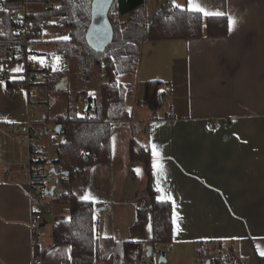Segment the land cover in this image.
I'll return each mask as SVG.
<instances>
[{"label":"crops","instance_id":"crops-1","mask_svg":"<svg viewBox=\"0 0 264 264\" xmlns=\"http://www.w3.org/2000/svg\"><path fill=\"white\" fill-rule=\"evenodd\" d=\"M149 1L142 8L146 27L151 20ZM165 2L173 4V0H156L152 15ZM200 2L233 16L234 30L229 32L227 26L222 36L145 41L136 71L118 75L129 91L125 107L133 118L113 126L111 163L94 165L76 179L73 191L79 198L85 193L95 198L90 202L95 205L101 243L106 239L147 242L149 224L139 233L131 232L148 182L143 165L129 159L134 139L138 147L149 149L152 187L158 197L171 196L172 217L173 210L177 215L179 231H174L172 222L173 247L156 245V258L163 251L164 264H181L180 259L187 260L183 264L202 260L209 264L221 249L235 256V264H264L257 251L258 247L264 251V0ZM176 3L187 6V0ZM17 67L22 71L14 72ZM23 73L22 64H0V264H32L36 257L42 264H72L70 247L53 245L51 236L55 224L68 218L67 205L62 202L59 211L45 207L51 215H43L44 207L32 203L28 192L22 166L29 149L21 141L23 127L15 126L26 121L29 98L24 90L7 87ZM154 80L170 92L152 120L141 96L144 83ZM142 122L147 123L144 133ZM210 122L219 127L210 130ZM153 144L162 175L153 168ZM49 197L51 202L53 196ZM34 212L43 221L36 234ZM198 243L203 245L195 254ZM93 264L124 262L105 250Z\"/></svg>","mask_w":264,"mask_h":264},{"label":"trees","instance_id":"trees-1","mask_svg":"<svg viewBox=\"0 0 264 264\" xmlns=\"http://www.w3.org/2000/svg\"><path fill=\"white\" fill-rule=\"evenodd\" d=\"M24 1L30 4L22 15L19 11ZM145 2L113 0L107 13L113 38L102 52H96L85 39L91 20L92 0H0V64H22L25 77L37 71L42 74L39 81H27L24 84L27 91L33 89L36 92V97L29 98V103L44 105L46 110L40 121L51 125L53 131L55 125H60V135L65 137L57 147L54 160L48 162L38 153V163L42 168L49 166V170L57 177L53 186L63 189L58 196H54V191L52 201L67 205L68 218L55 224L51 236L53 245L70 247L72 264H93L105 250L120 255L124 264H142L145 259L150 263L156 245L165 246L172 242L171 204L158 199L152 187L150 151L146 147H138L134 139L130 141L129 159L131 163L143 165L148 182L146 196L142 199L145 200L146 209L142 211L138 207L131 232L139 233L149 224L151 228L147 242L114 243L106 239L101 243L96 231L95 205L90 201H82L73 191L76 179L85 175L94 165L111 163L113 126L133 118L125 107L127 87L117 81V76L136 71L141 45L145 41L216 37L226 33L225 17L204 18L199 13L174 8L168 2L161 5L146 27L142 9ZM35 5L41 6L43 10H29ZM51 18H56V22L49 24L47 21ZM25 25H28V29L23 32ZM40 26L67 29L69 32V40L49 44L53 53L46 54L43 66H40L39 60L31 59L38 53L36 49H30L29 41L24 38L26 34L36 32L37 43ZM54 56L60 58L59 68L55 71L53 65L57 62ZM94 67L100 69L103 77L96 97L89 95L86 87ZM62 80L65 89H57ZM22 82L23 79L8 81L7 87L20 89ZM169 92V88H164L161 81L144 83L141 104L150 111L152 120L156 119V113ZM81 97L85 101L82 102ZM56 98L62 99L63 105L58 113L49 115L48 109ZM80 103L85 105L81 114L77 109ZM146 126L147 123L140 124L142 133ZM202 245L196 244L195 254ZM146 246L151 247L149 257ZM229 255L232 257L230 262H224L215 254L208 260L209 264H235V256L232 253ZM199 264H207V261L202 260Z\"/></svg>","mask_w":264,"mask_h":264},{"label":"built area","instance_id":"built-area-1","mask_svg":"<svg viewBox=\"0 0 264 264\" xmlns=\"http://www.w3.org/2000/svg\"><path fill=\"white\" fill-rule=\"evenodd\" d=\"M35 3V2H34ZM30 3L28 1H24L21 10L19 11L20 14L24 15L26 13V6H28ZM53 6V5H52ZM28 25L24 26L23 32H25L28 28ZM40 30H42V26L39 27ZM25 40L29 41L30 49L34 50L36 49V32H32L29 34H26L24 36ZM10 55H13V52H10ZM42 78V74L37 71L35 74L31 76H23L22 79L24 82L21 83L20 89L24 90L26 94L28 95V98H35L36 92L35 90H26L24 88V84L29 82H36L39 81ZM80 100L83 102L85 99L83 97L80 98ZM42 123L40 119L36 115V105L33 103H29L28 108V115L26 118V121L22 126L16 125L15 129H20V127H23L24 136L22 137L21 141L25 143L28 146L29 149V157L28 161L22 166L25 171L27 172L28 176V192L30 194V197L32 198V203L34 204H40L44 202V196L45 191L50 190V186L54 185L57 182L56 175L49 170L48 167L42 168L40 164L38 163V150L35 147V140L38 137V132L35 129V125ZM218 123L217 122H210L208 124V128L210 130L217 129ZM52 131V129L48 130V132ZM60 170V168H58ZM139 207L142 211H145L146 209V203L145 200H141L139 202ZM43 223L41 214L38 212L33 213L32 217V228L34 231V234L37 233L38 227L41 226ZM173 245L170 244L169 248H172ZM217 255L219 258H221L224 262H230L232 260V257L224 252L223 250H218ZM32 264H42L41 260L39 258H34ZM150 264V263H145Z\"/></svg>","mask_w":264,"mask_h":264},{"label":"rangeland","instance_id":"rangeland-1","mask_svg":"<svg viewBox=\"0 0 264 264\" xmlns=\"http://www.w3.org/2000/svg\"><path fill=\"white\" fill-rule=\"evenodd\" d=\"M150 3H147V15L148 18L151 19L153 17V3H156V0H150ZM149 4V5H148ZM29 10L31 11H41L43 10V8L41 6L35 5V6H31L29 7ZM144 11V10H143ZM145 13V11H144ZM145 15V14H144ZM152 16V17H151ZM49 24H53L56 22V18H51L49 21ZM60 36H69V32L67 29H60V28H54V27H44L41 30L38 42L36 44V50L38 54L33 55L32 57H36L37 60L40 61V59L44 60V63L41 64L40 66H43L45 64V61L47 59L46 54H51L53 53V51H51L52 49L49 47V44L53 41H58L59 39H56L57 37ZM55 63V61H54ZM59 63V62H58ZM54 65L57 66V68H59V64L55 63ZM53 65V66H54ZM23 76V74H22ZM121 77H117V80L121 83ZM68 82V81H67ZM103 82V77H102V73L100 71V69H98L97 67H94L92 69L91 72V80L90 83L87 84V90L89 93H94V97L97 96L98 94V87L99 85ZM128 91V89L126 90V92ZM129 92V91H128ZM128 94V93H127ZM54 104L48 109L49 111V115H52L53 113H58L60 111L59 108H61V106L63 105L62 99H55V101L53 102ZM78 109V113L81 114L82 113V109H83V105L82 103H80L77 107ZM45 106L44 105H36V115L39 119H41L42 115L45 113ZM52 128L51 125L47 124L44 126H37L35 129L38 132V137L36 140H38V142H36L35 140V147L37 148L38 145V151H40L44 157H46V160L48 162H51L52 160H54L56 158V150L57 147L60 143H62L65 139V137L63 135H57L53 130L50 131L48 134H43V131H48V129L50 130ZM37 144V145H36ZM139 144V143H138ZM140 145V144H139ZM39 152V153H40ZM53 185H51L50 187H52ZM63 189L60 186H57L55 188V194L54 196H58V194L62 193ZM44 198L47 200V202H42V206L40 207L42 209V207H44V210H42V214L43 215H51V211H49V213L46 211L45 207H50V209H58V211L63 208V203L62 202H56V201H51V197H49L48 195H45ZM67 219V218H66ZM151 260V259H150ZM153 261L154 264H158V258H156V256L154 255L153 257ZM181 262V264L186 263L187 260L186 259H180L179 260ZM178 264H180L178 262Z\"/></svg>","mask_w":264,"mask_h":264},{"label":"water","instance_id":"water-1","mask_svg":"<svg viewBox=\"0 0 264 264\" xmlns=\"http://www.w3.org/2000/svg\"><path fill=\"white\" fill-rule=\"evenodd\" d=\"M113 0H108L107 3L104 0H92L91 4V20L86 31V42L91 49L96 52H102L112 41L113 32L111 25L107 18V13L111 7ZM57 89H65V82L62 80ZM54 132L59 135L61 132V126L55 125ZM55 186H52L49 191H45V195L53 196ZM147 257L151 255V247H146ZM158 264L165 263V252L158 251Z\"/></svg>","mask_w":264,"mask_h":264},{"label":"snow or ice","instance_id":"snow-or-ice-1","mask_svg":"<svg viewBox=\"0 0 264 264\" xmlns=\"http://www.w3.org/2000/svg\"><path fill=\"white\" fill-rule=\"evenodd\" d=\"M104 2L107 3L108 0H104ZM172 6L174 8H180L181 11H187V12H191V13H199L202 16L209 17V18L210 17H225L226 16V18H227V26H228V31L229 32H232L234 30V28H235V25H236V19L233 16L227 15L226 13L221 12V11H212L207 6L202 5L200 0H187V6L186 7L177 4L176 0H173ZM56 39L67 41V40H69V37L68 36H60V37H57ZM31 59L35 60L37 58L36 57H32ZM54 60L58 64L60 58L54 56ZM39 62L41 64H43L44 60L40 59ZM53 70L54 71L57 70V66L56 65L53 66ZM13 71L14 72H20V71H22V67H17L16 69H13ZM2 83L3 82L0 81V85H2ZM89 95L94 96L95 94L94 93H89ZM151 147H152V155L154 157L153 168L157 169L160 172V174L162 175L163 174V171H162L163 170V165L162 164H158L156 162V158H158V156H159V153H158V151L156 149V145L153 144V145H151ZM137 172H139L138 169H137ZM157 191H162L159 186H157ZM80 199L82 201H92L93 203L95 202V198L93 196H91L90 193L83 194L80 197ZM158 199L161 200V201H169V200H171V196L170 195H161L160 197H158ZM172 222H173V225L176 226L174 231H179V226L177 224V215H176L174 210H173V221ZM150 228H151V226L149 225V229ZM68 251H70V249ZM257 251L259 252L260 255L264 256V251H261L259 249V247L257 248Z\"/></svg>","mask_w":264,"mask_h":264},{"label":"bare ground","instance_id":"bare-ground-1","mask_svg":"<svg viewBox=\"0 0 264 264\" xmlns=\"http://www.w3.org/2000/svg\"><path fill=\"white\" fill-rule=\"evenodd\" d=\"M18 58V57H17Z\"/></svg>","mask_w":264,"mask_h":264}]
</instances>
